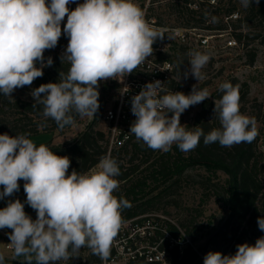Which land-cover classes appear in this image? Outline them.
I'll list each match as a JSON object with an SVG mask.
<instances>
[{"label": "clouds", "instance_id": "1", "mask_svg": "<svg viewBox=\"0 0 264 264\" xmlns=\"http://www.w3.org/2000/svg\"><path fill=\"white\" fill-rule=\"evenodd\" d=\"M76 2L0 0V95L12 98L17 88L42 77L43 69L53 65L52 57L45 60V50L54 49L62 34L68 37L60 56L61 63L69 65L67 73L30 92L33 106L42 105L45 120L51 119L61 130L75 127L77 116H94L100 107V82L132 74L152 56L157 39L164 38L147 23L134 0H83L70 10L68 5ZM240 3L247 9L258 7L260 0ZM188 55L183 78L197 81L190 94L168 92L160 80L146 83L131 97L135 120L129 132L162 152L173 145L189 152L201 139L205 145L228 148L252 143L259 135L257 122L240 112L239 85L231 82L219 85L222 95L214 101L219 128L205 133L199 125L181 124L182 113L211 97L207 88L198 87L206 79L202 69L210 56L200 51ZM70 165L68 156H59L44 144L37 146L26 134H0V199L18 192L20 180L26 193L25 202L9 200L0 208V229H11V248L24 264H59L79 256L85 247L107 264L122 226L121 211L130 207L127 199L114 195L119 166L110 155L87 173L73 169L69 174ZM25 203L36 212L35 220L25 212ZM257 224L264 231V216ZM0 264H5L2 252ZM203 264H264V236L253 245H237L235 254L209 251Z\"/></svg>", "mask_w": 264, "mask_h": 264}, {"label": "trees", "instance_id": "2", "mask_svg": "<svg viewBox=\"0 0 264 264\" xmlns=\"http://www.w3.org/2000/svg\"><path fill=\"white\" fill-rule=\"evenodd\" d=\"M192 1L176 0L175 2H169L161 6L159 8L161 12H159L160 14L173 16L179 27L200 28L207 32L225 31L231 28L232 36L239 43L247 36V33H243L242 30L241 25L243 22L257 19L260 22L259 25L264 24V0H260L258 7L253 4L247 9L241 5L240 0H213V4H210V0H201V8L199 10L187 6ZM237 12L241 15L240 17ZM233 14L237 15L235 19L231 18ZM245 28L248 29L249 27ZM257 37L259 41H264V31L258 33ZM63 52L54 53L51 56L53 65L43 69V76L35 79L31 86H25L21 89H34L41 84L58 82L60 73L66 74L69 68L67 62L61 63L60 56ZM254 57L255 55L251 53L250 63L253 62ZM164 60H169L175 64L173 72L182 79L183 71H177L179 68L177 60L170 59L166 53H158L157 61L161 62ZM37 67H39V64H37ZM112 82L115 84L114 81ZM170 82L171 85L177 84L173 79ZM232 84L235 85L234 80ZM101 86L102 89H107L108 83L104 82ZM243 88V95L245 96L247 86L244 84ZM221 95L214 93L213 99L203 101L201 110L197 112L193 123L187 126L194 127L199 125L204 129L205 133L214 128H219L221 125L213 123L208 116H210V111L215 107L214 101L218 100ZM10 104L18 110L19 121L24 119L33 120L34 116L39 114L42 116L43 106L38 104L33 106V99L16 96ZM99 104L100 107L92 120L86 124L85 128L71 142L58 145L44 144L50 150L56 152L57 155L69 157L71 161L68 170L69 174H71L73 169L80 173H86L98 164L103 156L107 155V148L102 144L105 140V133L96 127V122L103 107L100 100ZM259 110L264 115V104L259 105ZM78 118L79 116L76 117V122ZM39 125L43 132L51 131V129H47L46 125H43V120L40 121ZM69 127L71 126H66L64 129ZM52 128L59 131L64 130L59 129L55 123H53ZM9 130L10 136L20 134L33 136L39 132V128L32 130L12 128ZM256 138L252 143H241L230 148L222 147L218 143L205 145L203 139H201L199 145L187 153L180 151L175 145L169 152L158 153L149 148L143 141L137 140L131 133L129 139L121 147H114L116 148L115 151L121 154V157L115 158L113 155L111 156L116 160L120 169V175L115 177L119 182L115 196L118 198L123 197L130 202V207L121 211L122 223L134 222L143 224L147 219L146 214L154 210H160L161 205H167L168 202L172 201L169 198L185 171L195 165H199L212 173L221 171L226 175L223 183V200L228 214L224 226L235 225L232 227V237H236V241L239 243L241 242L240 237L246 233L253 237L264 236V231H261L257 224L258 217L264 216V150L259 148L260 145L264 144V138L261 137L258 142H256ZM23 184L24 181L20 180V190L18 192H15L11 197L0 199V208L5 207L9 200L19 199L21 202L26 201ZM2 190L3 188L0 191ZM257 200L260 201V206L257 205ZM24 210L33 220L36 219V212L26 203ZM167 228L172 235L177 233L175 226L167 224ZM239 229H241V233L236 236ZM153 242L150 241L149 244ZM167 245L169 243L166 240L158 248L162 249ZM82 252L85 254L84 257H79L77 262L71 261L67 264H84L85 261L92 264H104L98 256L92 254L90 249L82 248L80 254ZM113 254L114 251L111 248L107 262L113 258ZM188 254L189 249H186L185 254L181 257L175 247L169 250L172 264H188ZM5 264H24V259L13 254L12 258L5 257ZM127 264L155 263L148 262L144 256H139L136 253L133 258L128 260Z\"/></svg>", "mask_w": 264, "mask_h": 264}, {"label": "rangeland", "instance_id": "3", "mask_svg": "<svg viewBox=\"0 0 264 264\" xmlns=\"http://www.w3.org/2000/svg\"><path fill=\"white\" fill-rule=\"evenodd\" d=\"M48 2L50 3V0H48ZM134 2L143 10L144 4L149 1L134 0ZM77 3H83V0L70 3L68 5L69 9H75ZM148 5H150V3ZM238 7L240 6L238 5ZM159 8L161 7L152 6L143 11L145 12V17H147L146 19L153 20L161 25L160 29L163 30H159L163 31L164 38L160 40V43L166 55H168L170 59L177 60V63H179L177 71L184 72V70L189 67V52L200 51L208 54L210 60L202 69L203 73L206 75V79L200 82L198 87L207 88L211 94V97L208 99H213L214 93L222 94L219 91V85L221 83H232L234 80L235 85H239L240 112L255 118L259 131L256 142H258L261 137L264 138V115H262L261 110H259V105L264 104V41H259V38H256L258 33L264 31V24L259 25L260 22L257 19L251 20L250 22H243L241 25L242 30L243 33H247V36L241 43L235 42L231 34V28L225 31H218L221 33L215 32L208 36L205 42L203 41L204 37L202 35H209V32L200 28H187L186 31L181 30L186 40L180 42L177 35L171 29V27H178V24L174 21L173 16L160 14L161 11ZM240 16L241 15H239V17ZM232 19L234 18L232 17ZM66 22L67 17H65L62 22V29ZM247 26L249 27L248 29L245 28ZM67 44L68 37L62 34L54 49L45 50V60L56 52H63ZM251 53L255 55L252 63L249 62ZM149 58L156 59L157 56L155 52H153L152 56ZM133 76L138 77V71H136ZM171 79L176 81L177 84L171 85ZM112 81H114L115 84ZM122 81V77L101 81L98 89L100 93L99 100L103 104V107L96 122V127L105 133V140L102 144L107 148V155H113L115 158L121 157V154H118L115 151L116 148L110 145L109 136L112 125L103 120L102 116L107 107H112L120 99ZM104 82L108 83L107 89H102L101 84ZM196 83L197 81L191 76L187 79H180L172 72L165 80V88L168 90H175L176 92H183L187 95L190 94L192 86ZM244 84L247 86L245 96L243 95ZM31 91L32 89L30 88L28 90L17 88L12 93V98L0 95V134H9V129L12 128L17 130L19 128L25 130L39 128L38 134L28 136L37 146L45 143L58 145L71 142L93 118V116L84 118L79 117L75 127H69L62 131L53 129L52 125L55 122L51 119L45 120L40 114L34 116L33 120L24 119L23 121H19L17 114L18 110L10 104V102H12V99L16 96L25 99H33L30 95ZM201 104L202 102L191 106L182 113L180 117L182 125H190L193 123L197 112L201 110ZM208 117L212 119L213 123H219L220 125L219 120L214 117L213 110L210 111V116ZM41 120H43V125L48 127L47 129H51L50 132H43L39 125ZM134 120L135 116L130 111L128 121L125 123L126 127L123 126L122 128L129 132L130 125ZM129 133L131 134V132ZM155 152L161 153L162 151L155 150ZM96 165L87 172L93 170ZM225 179L226 175L223 172L217 171L212 173L199 165L187 169L182 177H180L177 186L174 187V192L169 198L170 201H172L168 202L167 205H161L160 210H154L146 214L145 216L147 219L143 224H139L140 228L135 226L137 223L134 224V222L122 223L111 246L116 247L114 248L116 249V253H120L114 257L109 264H127L131 253H133V250L130 251L128 249L129 246L134 247V249H139L140 251L151 249V244H149L150 241H155L158 239L157 236L160 235V233L165 230L168 231L166 227L167 224L175 226L179 232V236L185 234L190 239L193 248L189 249V264L193 263L195 260L193 255L194 250L200 251L205 255L209 251H219L224 255H230L235 254L238 244H255L256 239L261 236L253 237L249 233H246L240 237L241 242L238 243L236 237H232V227L235 225L232 226V224H230L226 227L224 226L228 214L226 204L223 200V183ZM2 188L3 187L0 186V190ZM116 192L117 189L114 191V195ZM257 205L260 206L259 200H257ZM10 232L11 229H0V252L7 258H12L14 254L8 235ZM239 233H241V229L238 230L236 236H239ZM165 249L168 250L167 247ZM84 255V252L81 254L79 253V256L72 257L68 261H60L59 264H67L71 261L77 262L79 257H84ZM84 264L92 263L85 261Z\"/></svg>", "mask_w": 264, "mask_h": 264}, {"label": "built area", "instance_id": "4", "mask_svg": "<svg viewBox=\"0 0 264 264\" xmlns=\"http://www.w3.org/2000/svg\"><path fill=\"white\" fill-rule=\"evenodd\" d=\"M148 1L149 2L145 3L143 6L144 11L148 7L149 8H151L152 6L161 7L163 6L161 4L175 2L176 0H151V1L148 0ZM200 2L201 0H193L192 3L187 4V6L189 8L199 10L201 7ZM149 3L150 5H148ZM213 3L214 1L210 0V4H213ZM232 17L235 19L237 15L233 14L231 18ZM146 18L147 17H145V20L147 21V23H149L153 28L157 30L160 29L161 25L159 23H156L155 21L146 19ZM171 29L177 35V38L180 40V42H183L186 40V37L181 30L186 31L187 28L178 26V27H171ZM160 30H163V29H160ZM208 32L210 33L209 35H202L204 37V40H203L204 42L207 40L208 36L214 34L215 32L221 33L218 31H208ZM160 40L161 39H157V41L153 44V49H154L156 56L158 55V53H165L160 43ZM173 70H174V64L170 62L169 60H164L160 62V61H157V58L156 59L147 58L144 61V63L138 66V68L132 74L127 75L123 78L120 99L112 107H107L104 110L103 117H102L103 120H105L106 122L112 125V130L109 136V141H110L109 143L111 146L119 148L129 139L130 133L122 127L123 126L126 127L125 123L128 121V118H129V113L131 111V97L137 94L141 90L143 85H145L148 82L160 80L163 82V87L165 90H167L168 92H172V91L176 92L175 90H171V89L168 90L165 88V80L168 78V76H170ZM136 71H138V77L133 76V74L136 73ZM259 148L261 150H264V144L260 145ZM135 226L140 228L139 224H135ZM178 233L179 232L177 230V233H175L174 235H171L168 231L165 230L164 232L160 233V235L157 236L158 239H156L151 244V247H150L151 249H147V250L144 249L140 251L139 249H134V247L129 246L128 249L130 251L133 250L132 251L133 253H131V256L129 258H133L135 254L137 253L139 256H144L148 262H153L155 264H172L170 260V255H169V250L171 248L175 247L180 257L185 254L186 249L193 248L190 242V239L185 234H182L181 236H179ZM164 240L165 241L167 240L169 245L164 246L162 249L158 248L159 245ZM166 247L168 250L165 249ZM111 248L114 251L113 258L119 255L120 252L116 253V249H114L116 247H111ZM194 253H195L194 255L195 260L193 261V263H190V264H203L205 254L197 250H194ZM113 258L111 260H113ZM109 262L107 264H109Z\"/></svg>", "mask_w": 264, "mask_h": 264}]
</instances>
